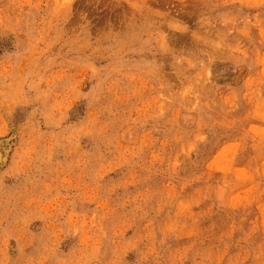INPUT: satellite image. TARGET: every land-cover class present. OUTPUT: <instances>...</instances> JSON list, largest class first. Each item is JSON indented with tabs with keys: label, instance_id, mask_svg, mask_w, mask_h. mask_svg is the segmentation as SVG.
<instances>
[{
	"label": "rangeland",
	"instance_id": "1",
	"mask_svg": "<svg viewBox=\"0 0 264 264\" xmlns=\"http://www.w3.org/2000/svg\"><path fill=\"white\" fill-rule=\"evenodd\" d=\"M0 264H264V0H0Z\"/></svg>",
	"mask_w": 264,
	"mask_h": 264
},
{
	"label": "bare ground",
	"instance_id": "2",
	"mask_svg": "<svg viewBox=\"0 0 264 264\" xmlns=\"http://www.w3.org/2000/svg\"><path fill=\"white\" fill-rule=\"evenodd\" d=\"M1 143V142H0ZM2 156V149L0 148V157ZM3 157V156H2Z\"/></svg>",
	"mask_w": 264,
	"mask_h": 264
}]
</instances>
